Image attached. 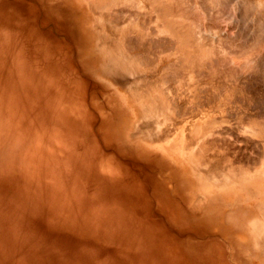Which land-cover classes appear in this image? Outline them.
I'll list each match as a JSON object with an SVG mask.
<instances>
[{
    "label": "rangeland",
    "instance_id": "obj_1",
    "mask_svg": "<svg viewBox=\"0 0 264 264\" xmlns=\"http://www.w3.org/2000/svg\"><path fill=\"white\" fill-rule=\"evenodd\" d=\"M0 264H264V0H0Z\"/></svg>",
    "mask_w": 264,
    "mask_h": 264
},
{
    "label": "bare ground",
    "instance_id": "obj_2",
    "mask_svg": "<svg viewBox=\"0 0 264 264\" xmlns=\"http://www.w3.org/2000/svg\"><path fill=\"white\" fill-rule=\"evenodd\" d=\"M195 33H196V32H195ZM197 34H198V33H197ZM197 34H196V35H197ZM171 43H172V42H171ZM210 43H211V42H210ZM223 43H224V42H223ZM209 51H210V50H209ZM220 58H221V57H220ZM224 58H225V57H224ZM115 72H116V71H115ZM116 73H117V72H116Z\"/></svg>",
    "mask_w": 264,
    "mask_h": 264
}]
</instances>
